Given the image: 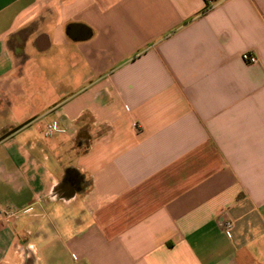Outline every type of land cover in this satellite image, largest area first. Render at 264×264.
<instances>
[{
	"label": "crops",
	"instance_id": "1",
	"mask_svg": "<svg viewBox=\"0 0 264 264\" xmlns=\"http://www.w3.org/2000/svg\"><path fill=\"white\" fill-rule=\"evenodd\" d=\"M0 264H264V0H0Z\"/></svg>",
	"mask_w": 264,
	"mask_h": 264
},
{
	"label": "built area",
	"instance_id": "2",
	"mask_svg": "<svg viewBox=\"0 0 264 264\" xmlns=\"http://www.w3.org/2000/svg\"><path fill=\"white\" fill-rule=\"evenodd\" d=\"M240 57L243 61L247 62V63H250V64H254L257 62V57L255 54H253V52L251 51H243L241 52L240 54ZM45 135L47 136H50L56 132H59L60 131V126H59V122L56 121V120H53L49 123H47L45 125ZM3 215H4V220L6 222L10 221V219L15 215V211L12 210V209H8V210H5L3 212ZM231 226V222L228 221L225 223V228L228 230Z\"/></svg>",
	"mask_w": 264,
	"mask_h": 264
},
{
	"label": "flooded vegetation",
	"instance_id": "3",
	"mask_svg": "<svg viewBox=\"0 0 264 264\" xmlns=\"http://www.w3.org/2000/svg\"><path fill=\"white\" fill-rule=\"evenodd\" d=\"M75 178L71 177V174L65 176V178L62 180V183L65 184V183H73L75 182Z\"/></svg>",
	"mask_w": 264,
	"mask_h": 264
}]
</instances>
